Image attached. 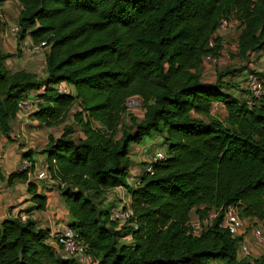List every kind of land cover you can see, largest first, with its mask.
<instances>
[{"label":"trees","instance_id":"16d2710c","mask_svg":"<svg viewBox=\"0 0 264 264\" xmlns=\"http://www.w3.org/2000/svg\"><path fill=\"white\" fill-rule=\"evenodd\" d=\"M18 1L17 35L45 41L44 74L9 70L5 61L16 52L0 50V132L11 139L18 102L30 92L40 91L29 116L46 127L62 124L77 106L73 118L83 136L65 126L58 136L48 134L42 152L47 174L58 180L67 225L95 264H264V252L237 255L242 236L223 229L221 215L199 235L188 225L193 215L233 204L264 229V95L248 107L225 92L234 85L223 78L234 69L218 71L213 82L201 77L204 57L220 55L221 38L213 47L208 41L224 17L239 22V58L264 49V0ZM60 82L71 92H58ZM135 94L143 99L141 118L125 111V99ZM218 101L223 119L212 112ZM151 132H163L165 159L130 185L129 147ZM32 171L33 165L13 172L7 183L25 182ZM116 187L130 195L131 217L122 224L99 206ZM27 189L44 209L37 184L27 181ZM73 262L58 255L35 221L1 222L0 264Z\"/></svg>","mask_w":264,"mask_h":264},{"label":"crops","instance_id":"0c3cea01","mask_svg":"<svg viewBox=\"0 0 264 264\" xmlns=\"http://www.w3.org/2000/svg\"><path fill=\"white\" fill-rule=\"evenodd\" d=\"M1 4H3V7L6 9V11L11 12L13 6L10 1H4ZM18 13L16 15V20L14 23H12V25L17 23ZM0 17L3 16L0 15ZM226 32L228 31L214 33L215 35H219V33H221L222 37L224 34H226ZM12 34L13 33L9 32L8 30L4 32L0 30V41H11ZM22 54H18L19 56L14 55L13 57L7 59L5 61L6 67L12 71L20 69L32 71L30 69L31 67H26V57L22 56ZM248 61H250V63H248V67L257 68L260 70L259 73L264 75V49L252 53L248 57ZM205 63L210 65L216 64H211L207 60L203 59L202 66H204ZM248 67L246 68L242 66L235 73H230L225 76L230 77L231 81L226 80L225 77L223 80L228 81L230 84L234 85V87H226L223 90L242 100L244 94L240 93L238 90L241 89V92L244 90H242V88L244 86V77ZM227 68L228 67L219 71L227 70ZM217 72L218 71H216L215 74H217ZM202 79L206 82H213L215 80L208 81L203 77ZM39 92L33 91L29 94H36ZM218 104L224 107V105L219 101L214 102L213 107L217 106ZM77 109V106H74L62 124L51 127H46L42 122H39L38 120L29 116V114L17 112L14 120L12 121V131L10 134L11 139L6 138L0 132V224L7 218H13L19 213H25L31 220L35 221L38 228L47 230L48 235H50L56 226L60 224H68L70 222L69 213L59 193L56 181H52V179H38L36 177V173L40 170V168L46 170V154L42 152V149L45 147L48 141V134L51 133L55 136H58L63 132L65 126H70V132L73 135L74 133H78L77 135L79 137L83 136L80 132L79 126L75 123L73 118V112ZM132 113L138 118L142 117L141 112L138 109L134 110ZM149 135L152 136L150 139H146L145 141L142 140L140 143L131 144L129 147L128 157L130 159V166L128 170L127 181L130 185H135L139 182V177L143 171V164L153 155L152 150L155 148V145L157 144L156 142L158 140H156L157 138L153 136L155 135V132H151ZM27 150H31L33 152L30 157H24L23 153ZM25 159H28L33 164V171L28 175L27 181L33 180L37 184V192L46 196V205L44 209L37 208L36 201L32 199V195L28 192L27 181L22 182L14 180L11 184L7 183V177L11 173L19 171V166ZM132 167H135L133 170L134 172L132 171ZM129 171H132V173ZM129 201L130 195L127 190L124 187H116L106 192L104 199L99 202V206L102 209H107L112 205L123 202L129 203ZM236 251L237 255L242 257L238 244H236ZM72 264L78 263L73 262ZM213 264H221V262L215 261Z\"/></svg>","mask_w":264,"mask_h":264},{"label":"built area","instance_id":"2783aa9c","mask_svg":"<svg viewBox=\"0 0 264 264\" xmlns=\"http://www.w3.org/2000/svg\"><path fill=\"white\" fill-rule=\"evenodd\" d=\"M4 1L14 2L20 6L18 0H0V3ZM238 25L239 22L236 19L224 17L220 20L215 32L234 30L238 27ZM18 29L19 27L16 23L11 25L8 28V31L13 34H17ZM215 37H221V33H219V35H215V33L213 34V37H211L208 41L209 47L214 46ZM31 49L37 52L44 50L45 41L39 42L37 44L32 43ZM217 59L218 57L212 56L211 54H208L204 57V60H207L211 64L216 63ZM56 88L60 93L66 94L71 92V87L65 82L58 83ZM243 88L245 91L243 101L248 107H251L253 106L255 100L264 95V80L258 72L253 70L247 71L244 77ZM38 101L39 100L35 97V94H28L18 102V112L30 114L37 109ZM124 107L126 113H132L134 110L138 109L140 110L141 115H143V99L138 94L127 97L124 101ZM163 159H165V154L162 152H156L143 164V171L152 173L153 164ZM32 165L33 164L31 161L25 159L20 164L19 170H28ZM30 173L31 172H28V175ZM36 177L38 179H52L47 174V171L41 168L36 173ZM52 181H56V183H58V180L52 179ZM119 204L110 206L108 217L109 220L122 224L127 222V220L131 217V213L129 210V204L127 205L126 202H124L123 205ZM219 215H221V221L219 225L223 229L227 230L232 236H243L245 230V218H242L239 215L238 207L233 204L212 208L203 217H198L195 215L191 216L188 222L191 232L194 235H199L202 230L205 229L206 226L210 225ZM16 218L21 221L30 219L25 213H19ZM131 225L136 228V224L134 222H132ZM252 234L259 243L264 244V229L262 226H253ZM48 241L63 259H73L74 262L78 264H95L92 255L87 251V245L82 242L79 234L67 224H60L56 226L50 235H48ZM237 244L240 247L242 257H252L254 255L253 252L242 241L239 240Z\"/></svg>","mask_w":264,"mask_h":264},{"label":"rangeland","instance_id":"374dc122","mask_svg":"<svg viewBox=\"0 0 264 264\" xmlns=\"http://www.w3.org/2000/svg\"><path fill=\"white\" fill-rule=\"evenodd\" d=\"M11 3L13 6L11 12L6 11V9L3 7V4L0 3V15L3 16V17H0L2 18L0 19V30L2 32L7 31L8 28L12 25V23L15 22L16 15L20 10L19 5H17L14 2H11ZM236 36H237V28L234 30H229L228 32H226V34H224L221 37V40H220L221 51H220V55L218 56V60L216 64L214 65L205 63L204 66H202L201 73H202L203 78L207 79L208 81H212L215 79L216 71L223 70L226 67H228L227 70H232L234 68L235 71L233 73H235L242 66L246 68L248 67L249 65L248 63H250L251 59L249 58L250 61H248V58L246 60H242L241 58H238V56L236 55ZM31 44L32 42L29 38L20 40L17 34H12L11 41H6V42L0 41V50L4 52H9V53L16 52L15 54L16 56H19L18 54H22L23 52L22 56L26 57V67H31L30 69L32 71H34L39 77H42L44 74V52L46 48L40 52L33 51L31 49ZM250 70L256 71L258 73L260 72V70L254 67L253 68L248 67L246 71H250ZM259 74H261L264 80V75H262V73H259ZM225 79L231 81L230 77H225ZM243 89L244 88H242V90ZM238 91L243 94L245 92L244 90L243 92H241V89ZM212 112L213 114H215L221 119H223L226 114L224 107L219 104L213 107ZM77 134L78 133H74V135H77ZM153 136L157 138L156 140H158L156 142L157 144L155 145V148H153L152 150L153 154H155L156 152H162L165 154L166 145H165L163 132L155 133V135ZM151 137H152L151 135H146L143 138V141H145L146 139H150ZM134 169L135 167H132V171ZM132 171H129V172L132 173ZM123 203H120L119 205H123ZM128 204L129 203L127 202V205ZM244 225H245V230L243 233V238H241L240 241H242L244 244L247 245V247L253 252L254 254L253 256H257L263 253L264 244L259 243L253 237V234H252V227L261 226V222L258 221L257 219L245 218ZM122 241H125V240L122 239Z\"/></svg>","mask_w":264,"mask_h":264}]
</instances>
